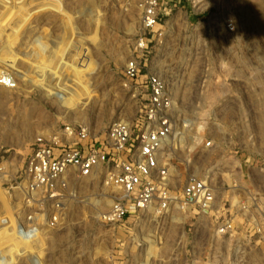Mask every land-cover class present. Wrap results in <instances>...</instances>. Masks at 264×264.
I'll return each instance as SVG.
<instances>
[{"label": "rangeland", "instance_id": "obj_1", "mask_svg": "<svg viewBox=\"0 0 264 264\" xmlns=\"http://www.w3.org/2000/svg\"><path fill=\"white\" fill-rule=\"evenodd\" d=\"M186 8L163 44L151 46L148 65L141 63L143 73L152 70L167 81L177 101L176 182L186 171L234 162L246 184V174H255L264 158V73L256 77L255 93L242 89L229 106L215 109L238 125L240 147L206 151L205 109L191 101L200 96L206 47L214 44L202 41ZM143 37L139 0H0V264H264V251L245 243L237 253L224 245L216 258L205 231L194 255L188 222L177 215L148 213L107 225L99 215L110 199L92 181L77 185L73 209L57 229L42 227L32 238L26 232L21 176L38 139L60 135L68 124L103 133L141 114L147 92L126 87L123 70Z\"/></svg>", "mask_w": 264, "mask_h": 264}, {"label": "built area", "instance_id": "obj_2", "mask_svg": "<svg viewBox=\"0 0 264 264\" xmlns=\"http://www.w3.org/2000/svg\"><path fill=\"white\" fill-rule=\"evenodd\" d=\"M139 8L144 37L136 57L126 63L123 79L126 87L135 84L146 90L145 107L134 122H117L103 133L68 124L60 135L38 139L21 176L26 232L32 238L42 227L57 229L73 209L77 185L92 181L110 199L108 211L99 215L107 225L148 213L177 215L188 222L185 235L194 255L204 231L216 258L224 245L233 253L244 243L264 251V158L253 168L255 174H246V184L234 162L210 164L200 174L186 171L177 183L172 156L178 145L171 144L180 135L177 101L167 81L152 70L143 73L141 64L145 60L148 65L151 46L163 44L167 28L183 9L192 12L202 41L214 46L206 47L200 96H195L200 99L191 101V107L205 109V150L234 151L240 147L239 127L224 122L215 109L229 106V98L241 97L242 89L256 91V77L264 73V45L259 44H264V0H139ZM220 93L224 99H216Z\"/></svg>", "mask_w": 264, "mask_h": 264}]
</instances>
